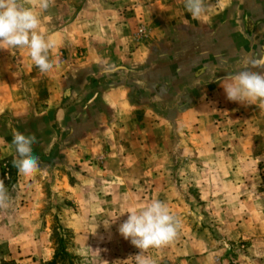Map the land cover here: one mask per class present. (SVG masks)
Returning a JSON list of instances; mask_svg holds the SVG:
<instances>
[{
    "label": "crops",
    "instance_id": "0c3cea01",
    "mask_svg": "<svg viewBox=\"0 0 264 264\" xmlns=\"http://www.w3.org/2000/svg\"><path fill=\"white\" fill-rule=\"evenodd\" d=\"M204 4L205 12L193 19L183 0H53L47 11L33 8L40 18L38 32L52 44L54 68L49 73L39 72L27 48L0 50V164L13 160L11 141L20 132L35 135L34 154L61 147L65 162L82 167L79 183L67 185L70 196H79V211H95L97 205L101 213L95 214L99 219L86 213L66 219L75 241L103 243L114 257L137 249L119 234L118 225L127 219V211L159 200L180 227L172 242L148 249L145 256L154 264H221L215 239L206 228H198L204 221L210 226V221L185 215L193 212L186 196L193 193L211 206L218 182L223 180L232 191L234 175L240 178L247 163L244 150L236 161L224 157L221 166L216 154H210L214 141L203 138L202 126L212 124V115L232 111L233 102L219 81L246 59L264 57V0ZM137 23L145 31L135 42ZM159 41L166 42L160 53ZM243 142L242 147H249L253 141ZM32 178L16 169V194L27 199L10 207L17 221L20 211L22 221H28L26 211L36 209L29 190L35 186H26ZM246 217L235 220L229 236L250 237ZM92 229L98 232L90 235ZM28 238L21 249L19 237L11 243L4 238L8 251L1 259L38 264L28 263L36 244ZM256 240L251 239V246ZM251 253L250 260H259L256 255L264 260L263 251Z\"/></svg>",
    "mask_w": 264,
    "mask_h": 264
},
{
    "label": "rangeland",
    "instance_id": "374dc122",
    "mask_svg": "<svg viewBox=\"0 0 264 264\" xmlns=\"http://www.w3.org/2000/svg\"><path fill=\"white\" fill-rule=\"evenodd\" d=\"M138 26L143 27V25L137 23L134 27V33ZM134 33L132 36L133 40H135ZM142 38L135 40V42L140 41ZM163 43L165 44L166 42H158L157 52H161ZM236 58L237 55L234 54V59ZM217 107H220V105L218 104ZM245 108L243 105L233 102L232 111L229 115H224L221 111L215 117L214 115L211 116V120L214 119L210 122V124L212 123L210 126H208L207 122L202 126L203 138L208 141L211 139L212 142L214 141L210 154H216L218 159H220L219 163L224 157H230L236 161L240 152L244 153V150L245 152L247 150V163H244L242 169H240L243 171L240 178L234 175L231 182L232 191L230 186L224 184L223 180L218 182L216 196L211 206H206L205 201L196 199L193 193L186 196L189 198L186 202L191 204V211L193 212H186L185 215L200 221L205 220V218L210 221V226L207 221H204V223L200 222V227L198 228H206L215 239L216 256L221 261V264H264V260L259 255H256L259 260H250L249 258L253 256L251 252L255 254L264 252V235L257 233L264 231V228H262L264 225V114L258 112V108L255 105H251L250 109L247 110ZM246 125L249 131H245ZM257 127H259V130ZM260 127H263V129H260ZM215 128L216 131L214 130ZM215 136L216 140L213 139ZM242 141H244L243 143L247 141L248 145L253 142L249 147H242ZM226 143L229 146L233 143L234 147L230 149ZM236 144L240 145V147L236 146ZM60 149L61 147H54L44 153H33L39 158L40 167L32 175L34 178L30 179L28 185H26L27 187L35 186L33 190L32 188L29 190L35 198L34 202L31 201L35 204L32 206L36 209L26 211L27 215L30 216L28 221L24 219L22 221V218H24L22 211L19 214L20 220H15V212L10 209L13 204L19 203V205H22V201H27V199L23 198L25 196L24 193L20 196L16 194V185L14 186L16 168L13 167V160L0 164L2 181L9 197L7 207H0V256H6L8 251L7 241L5 242L4 238L8 237L9 243H11L14 238L19 237L21 249V244L30 240L28 238L30 236L36 239V244L30 248V251H34V255L31 256V260L28 263L48 264L52 259L55 248L58 246L57 238L60 236L63 239V247L70 255V258L58 260L59 262L56 264H67V262H70V264H136L134 256L139 253L137 249H130L131 251L128 253L117 254L114 257L107 255V248L104 247L105 244L103 243L74 240L76 233L72 228L65 225L66 219L75 217L77 216L76 214L81 216L83 213L88 214L89 217L94 216L95 219H99L95 214H100L101 211H98L97 205L93 207L97 209L95 211L91 209L79 211L81 204L79 205V201L76 200L79 196H70L71 191H69L67 185L79 183L76 176L78 173L83 174L84 172L78 163L65 162L64 153ZM258 155L260 156L259 159L256 158ZM221 164L224 165L225 163ZM237 165L240 164L237 163ZM235 167L236 164L234 163L233 169ZM82 184H86L84 180ZM31 195L27 197L29 198ZM85 209L89 208L86 207ZM114 214H116L115 211ZM256 214L259 216V225L261 224V227L257 226L256 221L258 218ZM108 215L113 216V213H108ZM241 215L247 216V222L251 224L248 231L249 238L241 237V235L229 236L228 229H232L230 226L236 225L237 222L235 220L241 221ZM95 219L91 220L96 222ZM99 221L102 222L103 218ZM226 224L230 225L226 226ZM236 228L239 231L242 230L240 227ZM99 229V231L104 233L107 231L105 227ZM79 230V235H81L83 230L81 227H79ZM25 232L30 234L27 238L23 236ZM55 232L58 233V236ZM94 232H98V230L92 229L89 234L93 235ZM10 237L13 239L11 240ZM255 237L258 240L252 243L251 246V239ZM22 257L20 255V259ZM150 259L153 260L152 258ZM169 263L161 262V264ZM0 264H14V262L13 260H2L0 257Z\"/></svg>",
    "mask_w": 264,
    "mask_h": 264
},
{
    "label": "clouds",
    "instance_id": "9594fccd",
    "mask_svg": "<svg viewBox=\"0 0 264 264\" xmlns=\"http://www.w3.org/2000/svg\"><path fill=\"white\" fill-rule=\"evenodd\" d=\"M183 2L193 19H199L205 12L204 0ZM52 3L53 0H0V50L27 48L32 63L42 74L54 68V63L49 59L52 44L38 32L40 18L33 8L47 11ZM219 83L227 100L245 107L255 105L264 111V57L246 59L239 70L227 73ZM34 143L35 135L20 132L13 135L11 145L15 154L12 164L20 175L32 176L39 170V158L32 151ZM8 201L7 190L0 181V207H7ZM126 213L127 219L118 225L119 234L140 250L134 256L136 264H154L145 253L150 248H161L172 242L177 236L180 221L159 200ZM118 217L104 224L105 227H110Z\"/></svg>",
    "mask_w": 264,
    "mask_h": 264
},
{
    "label": "trees",
    "instance_id": "16d2710c",
    "mask_svg": "<svg viewBox=\"0 0 264 264\" xmlns=\"http://www.w3.org/2000/svg\"><path fill=\"white\" fill-rule=\"evenodd\" d=\"M56 235L58 236V233H56ZM57 240H58V246L55 248L54 253L52 255V259L48 262V264H56L57 262H59L58 260H61V259L64 260V258H67V259L70 258V255L66 252L65 248L63 247V244H62L63 239L59 236ZM67 264H70V262H67Z\"/></svg>",
    "mask_w": 264,
    "mask_h": 264
},
{
    "label": "built area",
    "instance_id": "2783aa9c",
    "mask_svg": "<svg viewBox=\"0 0 264 264\" xmlns=\"http://www.w3.org/2000/svg\"><path fill=\"white\" fill-rule=\"evenodd\" d=\"M143 35H144V28L142 26H138L134 33L135 40L142 38Z\"/></svg>",
    "mask_w": 264,
    "mask_h": 264
}]
</instances>
